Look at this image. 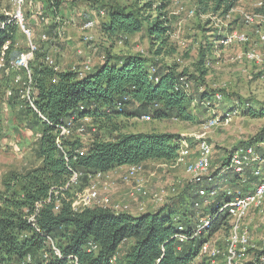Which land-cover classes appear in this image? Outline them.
I'll use <instances>...</instances> for the list:
<instances>
[{
    "label": "trees",
    "instance_id": "16d2710c",
    "mask_svg": "<svg viewBox=\"0 0 264 264\" xmlns=\"http://www.w3.org/2000/svg\"><path fill=\"white\" fill-rule=\"evenodd\" d=\"M89 1L98 8V16L100 10L105 12L103 18L106 20L100 28L106 40L115 41L144 31L154 44L151 56L109 51L102 63L84 77H79L71 69L55 70L46 62L49 56L46 48L37 47L29 68L33 101L38 111L26 104L23 113L30 118L29 127L40 122V136L31 147L40 164L24 173L13 171L3 179L4 189L0 191V264H209L206 256H199L203 244L210 242L220 231L230 234L232 231V218L218 209L231 197L228 190H233L234 195L249 194L259 182L250 168L257 165L247 166L239 173L231 168L233 151L220 161L215 174L218 179L208 184L206 196L201 197L200 187L191 182L184 187L180 197L171 198L155 211L138 215L115 212L102 206L74 210L75 188L81 186L62 190L73 171L81 173V181L84 182L92 180L98 172L106 173L123 166L142 165L149 161L174 162L180 150L179 135L155 131L125 132L119 122L129 116L145 114L158 120L194 121L198 120V115L193 108L199 107L200 103L206 106L202 109H209L214 107L216 100L215 93L207 88L189 94L182 87L185 80H191L186 77L188 71L180 70L178 63L159 58L170 39L171 27L163 13L169 0L159 2L156 10L160 15L152 21L145 13L152 0L145 1L142 6ZM237 2L198 0V13L227 14ZM60 4V1H48L47 15H52L54 28L59 24ZM254 10L264 17V0ZM19 30L15 20L0 13V98L11 77L21 75L23 80L27 79L23 69L21 74H16L10 68L13 60L30 49L29 46L18 45ZM222 36L214 34L212 37L218 41ZM210 44L207 42L208 47L199 49L201 67H205ZM175 52L173 48L167 51V55ZM202 81L194 82L197 89ZM19 90L18 85L12 89L9 103L17 102ZM238 104L231 109H241V101ZM247 107L243 109L245 114L264 116L261 104ZM227 110L223 109L220 120L230 115V109ZM71 117H89L97 133L89 143H84L80 135L73 133L63 141L61 149L56 143V125L64 124ZM3 129L0 117V137ZM260 138L258 143L264 140L263 136ZM250 146L264 157V148L251 142L244 145ZM78 149L84 150V154L77 153ZM250 175L256 179L253 186L246 184ZM49 197L51 200L48 202ZM57 199L60 200L58 208ZM209 200L212 203L201 209L202 204ZM197 202L199 206L195 205ZM37 204H41L38 210ZM33 214L35 220L31 222L29 217ZM207 216L211 217V225L203 233L195 235L201 219ZM181 234L185 236L182 241ZM53 246L60 250L61 257L55 254ZM225 247L219 248L225 252L227 245ZM254 250L253 246L249 247L248 259ZM27 256L32 260L27 261ZM246 264H264V243L255 251L253 260Z\"/></svg>",
    "mask_w": 264,
    "mask_h": 264
},
{
    "label": "rangeland",
    "instance_id": "374dc122",
    "mask_svg": "<svg viewBox=\"0 0 264 264\" xmlns=\"http://www.w3.org/2000/svg\"><path fill=\"white\" fill-rule=\"evenodd\" d=\"M31 1L33 3L32 6L26 4L21 9L24 24L31 30L33 43L37 47L44 46L48 55H51L53 60H57L58 62H56L61 66L68 63L69 66L78 64L79 66H77L81 67L85 61L89 60L90 71H92L98 62L102 63L104 61L105 55L109 51L114 54L141 53L151 56V47L154 44L151 43V39L146 36L144 31L115 41L106 40L100 28L106 18L98 16V8L92 6L93 1L69 0L65 3L61 2V20H59L58 24L61 33H59L58 37H54L53 34L50 35V31L47 29L48 23L45 24V18L48 20L52 15L48 16L44 12V4L42 2L51 0ZM72 1L73 3H70ZM95 1L103 2V4L107 5L137 4L142 6L147 0ZM160 1L162 0H152L151 7L145 11L146 15H150L151 21L160 15H158L156 10V6ZM259 1L238 0L234 9L227 14H223L212 11L198 13V0H169L167 6L163 8V13L171 27L170 39L164 53L159 58L169 63H178L180 70L185 69L188 71L186 77L191 80L187 81L190 89L186 90H188L189 94H194V91L199 93L203 88H207L215 93L213 95L216 98L213 102L214 107L202 109L201 107L206 106L199 103V107L193 108L194 113L198 115V120L194 121H183L175 118L158 120L152 117L150 120H147L143 118L144 115L129 116L127 119L125 118L119 122V126L123 128V131L132 133L167 132L179 135V137H186L189 140L194 139L195 142L192 145L190 158L197 155L196 136L204 135L213 147L210 171L214 176L217 173L218 167H220V161L227 157L230 151L234 153L237 148H242L246 143L250 142L255 145L259 144L260 137H264V116L255 117L247 115L243 112V109L247 105V109L250 106L254 107L259 104L264 106V62H251L243 57H239L249 48H255L264 57V42L259 41L257 37L258 29L264 33V19L256 18L252 24L244 22L245 13L254 14V9L258 6L257 3ZM16 12L17 7L13 2L0 0L1 14L12 17ZM87 17L96 21L95 28L88 33L82 28ZM18 25L20 27L18 45L28 47L29 37L23 31L21 25ZM50 27H53V24ZM233 30L247 33L250 41L246 44L223 45L220 40ZM48 34L50 35V39H48ZM87 34L91 38L86 39ZM214 34L223 36L217 41L212 37ZM69 42H72V44ZM207 42L211 43L209 46L211 48L205 58V67H201V64H199V49L206 48ZM173 48L176 50L175 54L167 55V51ZM10 68L11 71L16 70V68L11 66ZM15 77L16 75L11 77L7 83L9 86L3 88L4 93L0 98V117L4 128L2 137H0V191L4 189L3 179L6 175L13 171L24 173L40 164V161L36 160L31 149L33 141L38 138L40 122L37 126H28L30 118L23 113L26 103H24L21 97L16 99V103H9V95H11L9 92H12V89L17 87L14 81ZM198 79H203V81L198 85L197 89L194 82ZM219 95L221 96L220 99L217 98ZM240 101L241 109H231L234 106L238 107ZM195 102L197 103L196 100ZM223 109L226 111L230 109V119L218 122L212 128L206 130L203 125L205 121L214 116L220 119V116L223 115ZM30 115L33 117L32 114ZM83 124L85 125L84 132L78 133L74 130L73 133L80 135L84 143H89L97 131L92 126L91 120H84ZM260 148H264V146ZM250 168L253 171V166H250ZM261 169L264 172V162L261 164ZM128 172L129 166H126L120 172L115 171L110 173L109 171L103 173L101 176L95 175L92 177V180L88 179L84 182L81 181L80 177L76 187H81L75 188L74 194L76 208L81 209L95 205L93 201H89L86 198L88 194H86V191L92 184L97 185L101 198L107 197L111 199L110 204L112 202L120 206H127L128 210L126 212L140 214L150 211L152 206L163 205L164 202L166 203L173 197H180L185 190L184 187L191 183V176L186 172L185 166L182 164L175 165L174 162L149 161L142 164V170L137 175L127 180L125 176ZM141 177L144 179V186L148 193L147 196L134 193L138 179H141ZM217 179L218 177L215 176L214 181ZM149 180L156 181L155 183L158 186L151 187ZM248 180L247 185H255L256 179L252 175L248 176ZM120 189H124L125 191L123 193L125 194L124 198L122 199L115 197V193H118ZM83 194L86 195L83 196ZM157 196L163 197V201H157ZM133 203L137 204L136 210L133 207ZM211 203L212 200L205 202L204 205L202 204L201 209H204ZM242 227L249 233L250 247L253 246L255 248L250 253L248 259L252 261L255 251L264 243V204L262 205V209L253 208L247 212L243 218ZM229 237L230 232L220 231L211 238V245L223 249L227 245ZM30 259L32 260L31 257ZM26 260L28 261V258ZM248 260L246 258V261ZM218 262L219 264H226L224 256L221 255Z\"/></svg>",
    "mask_w": 264,
    "mask_h": 264
},
{
    "label": "built area",
    "instance_id": "2783aa9c",
    "mask_svg": "<svg viewBox=\"0 0 264 264\" xmlns=\"http://www.w3.org/2000/svg\"><path fill=\"white\" fill-rule=\"evenodd\" d=\"M10 2H13L14 5L17 7V12L15 15L11 17V20H15L18 24L21 25L23 31L27 34L29 37V51L24 52L20 54L15 60L11 62V67L16 69H23L25 73L27 74V79L23 80V77L21 75H16L15 77V83L19 86L20 91V97L21 99L32 109L35 111H38L36 108V105L33 101V95L34 90L32 86V79H31V72H30V62L33 60L34 52L37 50V45H35L31 38V30L26 27L24 24V18L22 14V7L26 4H29V6H32L33 3L31 0H9ZM54 1H60V2H66L69 0H51V2ZM262 4V0H260L257 5L260 6ZM99 15L101 17L105 16V12L103 10H100ZM256 18L264 19L263 16L259 14H247L244 15V22L246 24H252ZM58 22L61 20V18H57ZM96 26L95 19L89 18L86 19L85 22L82 25V28L87 33L92 31ZM257 37L258 40L261 42H264V33L258 29L257 31ZM91 38L89 34L86 35V39ZM250 41V37L247 33L240 31V30H233L229 34H226L220 42H222L223 45H231V44H246ZM239 57H243L244 59L248 61H255V62H264V57L255 49V48H249L245 50ZM46 62L53 66L55 70H59L58 65L55 63V61L52 59V57L48 56L46 58ZM71 70H74L78 73L79 77H84L86 73H88L91 70L90 62L89 60L85 61L83 63V66L77 67L73 66ZM155 71V69H152ZM157 80V79H156ZM184 81V79H182ZM184 89L189 88V83L185 80L183 82ZM11 94V91L9 92ZM218 99L221 98V96H217ZM144 119L150 120L151 115L145 114L143 116ZM91 120L89 117H85L84 119H77L76 117L69 118L64 124L56 125L57 130V138L56 143L59 148L62 149L63 147V141L67 138V136H70L73 134L74 130L78 133H82L85 131V125L83 124L84 120ZM230 117L227 116L224 120H229ZM217 119L215 116L205 121L204 128L206 130L212 128L215 124L218 122L224 121ZM48 122V121H47ZM38 136L40 134L38 133ZM197 140V155L195 157H191L192 154V144L190 140L186 137L181 136L180 137V150L179 155L177 159L174 161L175 165H184L186 172L191 176V182L195 185H198L199 188V195L206 196L208 191L206 189L207 185L209 183L214 182V176L211 173V162H212V155H213V147L212 144L209 142L207 138L204 137V135L196 136ZM260 147L264 146V140L261 141L258 144ZM80 155L84 154V150L78 149L76 151ZM189 159V160H188ZM66 160H68V157L66 156ZM264 162V157H262L258 150L253 147H242L237 149L230 160V166L234 171L237 173L242 172L245 167L250 165H257L253 168V174L259 178V182L256 184L254 190L252 193L249 194H237L234 195L233 190H228V194L231 196L227 201H224L219 207L220 212H227L230 217L233 220V227L230 234V237L228 239L227 244V250L225 252L221 251V249L215 245H211V242L204 243L203 246L200 249L199 256L203 257L206 256L208 258L209 264H219L218 259L222 255L224 256V261L226 264H246V258L248 257V249L250 247V237L249 233L246 229L242 227V221L247 212L250 209L256 208V209H262V205L264 204V172L261 169V164ZM142 170V165H131L129 166V172L125 176V179H129L130 177H133L134 175H137L138 172ZM79 172H72V175L70 176L69 180L67 181L66 185L62 190L68 189L70 187H75L77 183H79L80 178ZM103 173L98 172L95 175L101 176ZM144 186V179L141 177V179H138V183L136 185V189L134 193L147 196V191ZM99 189L96 184H92L88 190L86 191V198L89 201H93L95 205L92 206H102L105 208H110L115 212H126L127 206H120L119 204H114L110 201V198L103 197L101 198L99 195ZM86 194H83L85 196ZM82 196V197H83ZM51 200V197H49L48 202ZM157 201H163V197L157 196ZM165 203V202H164ZM163 203V204H164ZM101 204V205H100ZM60 205V200H56V208H58ZM196 206H199L198 202L195 204ZM88 206V207H92ZM41 207V204H37V210ZM86 208V207H84ZM81 208V209H84ZM116 208V209H114ZM73 209L74 210H81L76 208L75 198L73 201ZM125 210V211H124ZM29 220L31 222H34L35 215H31L29 217ZM211 217H204L201 219V225L196 229L195 235H199L204 232L206 228H208L211 225ZM181 229V228H180ZM180 240H184L185 236L182 234L179 236ZM53 244V243H52ZM54 252L56 255L61 257V252L59 249H57L55 246H53ZM47 257V255H45ZM28 261H30V256H27ZM115 260V257L112 259L111 262ZM248 260V258H247Z\"/></svg>",
    "mask_w": 264,
    "mask_h": 264
},
{
    "label": "crops",
    "instance_id": "0c3cea01",
    "mask_svg": "<svg viewBox=\"0 0 264 264\" xmlns=\"http://www.w3.org/2000/svg\"><path fill=\"white\" fill-rule=\"evenodd\" d=\"M43 4H44V12L45 13H47L48 14V2H46V1H43L42 2ZM61 10H62V8H60L59 7V12L61 13ZM43 12V11H42ZM49 18V17H48ZM48 23V27H47V29L50 31V35H52L53 34V36L54 37H58V35H60L59 33H61V31H59V27H57V28H54V26L53 27H50V25H52V21H51V18H49L48 20H47V18H45V24H47ZM50 35L48 34V39H50L49 37H50ZM57 35V36H56ZM69 43H71L72 44V42H69ZM50 57H51V55H49ZM55 60V59H54ZM57 60H55V63L58 65V67H59V69L60 70H65V69H71L72 67L71 66H69L68 65V63H65L64 64V66H61V65H59V63H57L56 62ZM98 64H100L99 62L96 64V65H98ZM78 64H75L74 66H77ZM65 66H67V67H65ZM79 66V65H78ZM77 66V67H78ZM21 71H22V69H16V70H14L13 72H15L16 74H21ZM23 74H24V72H23ZM93 126V125H92ZM92 129H94V128H92ZM190 142H191V144L193 145V142H195V140L194 139H192V140H190ZM197 144V143H196ZM124 167H126V166H123V167H119V168H116V169H114V170H112V171H110V173L111 172H115V171H119L120 172V170L121 169H123ZM113 174V176H115V174L114 173H112ZM150 182V184H151V187H154L155 185H156V181H157V179H156V181L154 182L153 180H149ZM156 186H158V185H156ZM256 186V185H255ZM255 186H254V188H255ZM254 190V189H253ZM125 191H124V189L122 190V189H120L119 191H118V193H115V197L116 198H119V199H122V198H124V195L125 194H123ZM171 200V199H170ZM168 202V201H167ZM137 206V204L136 203H133V207L135 208ZM162 205H158V206H152L151 208H150V211H155V210H157L158 208H160ZM135 210H136V208H135ZM133 214V213H132ZM134 215H138V214H134Z\"/></svg>",
    "mask_w": 264,
    "mask_h": 264
},
{
    "label": "bare ground",
    "instance_id": "6f19581e",
    "mask_svg": "<svg viewBox=\"0 0 264 264\" xmlns=\"http://www.w3.org/2000/svg\"><path fill=\"white\" fill-rule=\"evenodd\" d=\"M70 3H73V1L72 2H70ZM73 5V4H72Z\"/></svg>",
    "mask_w": 264,
    "mask_h": 264
}]
</instances>
